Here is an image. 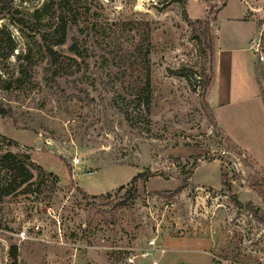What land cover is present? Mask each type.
I'll list each match as a JSON object with an SVG mask.
<instances>
[{
    "label": "rangeland",
    "instance_id": "1",
    "mask_svg": "<svg viewBox=\"0 0 264 264\" xmlns=\"http://www.w3.org/2000/svg\"><path fill=\"white\" fill-rule=\"evenodd\" d=\"M44 1L0 0V134L59 181L38 200L35 193L0 200V264H264V223L233 201L264 209L251 186L264 180V0H242L258 13L253 48V23L222 22L243 2L225 0L220 36L231 69L221 83L225 103L215 110L204 106L199 82L210 57L205 62L183 12L205 19L224 0H77L78 25L65 47L80 39L91 56L57 69L40 53L18 79L19 56L38 48L50 26L32 17ZM212 28L217 36L218 24ZM136 42L130 72L139 81L150 71L152 109L131 125L118 94L127 85L122 49ZM142 172L156 175L128 196ZM232 241L241 260L221 259L218 249Z\"/></svg>",
    "mask_w": 264,
    "mask_h": 264
},
{
    "label": "trees",
    "instance_id": "2",
    "mask_svg": "<svg viewBox=\"0 0 264 264\" xmlns=\"http://www.w3.org/2000/svg\"><path fill=\"white\" fill-rule=\"evenodd\" d=\"M225 5L226 2L224 0L219 6H217L216 10L211 11L205 19H191L185 8L183 12L184 18L193 29L195 39L198 40V43L201 46L203 45L202 51L205 62L207 61V58L210 57V73L208 74L205 68L199 81L202 87V102L208 109L209 102L206 101L205 96L215 77L217 53L216 36L213 34L212 25L217 20L218 12ZM78 15L79 9L77 0H45L40 7L33 11L32 17L39 20H41V18H47L50 22V26L40 34V39L37 41L39 43L38 48L34 49L32 46H29L19 56L21 63L18 70V79L24 75L27 67L30 68L33 66V61L40 55V53H43L44 56L48 58V62L57 69H64L63 67L66 65L72 66L69 61L74 60L75 62L76 57H82L83 60L86 61L89 56H91V48L84 44L80 39H72L73 42L67 48L65 47L67 45L70 30L78 25ZM147 43L150 46L149 39L147 40ZM140 50L141 47L138 42H136L134 45L122 49L121 56L123 62L122 73L126 78L123 82H127V85L124 84L123 93H119L118 95L123 104V113L131 125H135L136 115L143 113L149 115L152 109L150 71L147 70L146 74H144V79L141 78L139 81H137V78H139L138 75L130 72V68L135 70L134 66H136L137 63H133L132 60L135 59V61H137ZM146 51L145 58L149 60L148 56L150 54V48ZM100 57L106 64H110V60H112L106 52L100 54ZM148 63L149 61L146 64L148 65ZM147 67L149 69L150 66L148 65ZM174 73L177 75L182 74L181 71H176ZM141 75L142 74H139V76ZM261 94L264 101V90ZM214 126L217 127L216 122ZM216 131H218V129H216ZM0 136V139H4L0 140V200L20 194L33 195V193L37 194L35 199L38 200L41 199L44 187H48L51 191H54L59 181L57 176L52 173H42V169H39L35 165L30 153L23 151L15 152L8 149V146H12L14 141L1 134ZM229 142L234 150L239 149L238 152H240L241 149L233 143L232 140L229 139ZM36 169H39L41 172L37 176L35 174ZM193 171L194 167L188 171H184L186 176L182 178L181 187H186L188 185ZM154 175H156L154 172L149 174L142 172L135 175L127 185L128 196L137 193L138 183L140 181L146 182L149 177ZM47 179L50 182L48 186L45 185ZM222 182L228 190L232 189V179L228 177V173L223 169ZM262 184H264V180L253 179L251 186L257 189L264 199V191L261 189ZM33 187H35V189H33ZM233 201L238 209H245L253 217L264 223L263 208L255 206L251 201L244 204L236 196L233 197ZM239 249L240 247L238 245L235 246V243L232 241L229 242L228 247L218 249L217 255L221 257V259L241 260V258H239Z\"/></svg>",
    "mask_w": 264,
    "mask_h": 264
},
{
    "label": "crops",
    "instance_id": "3",
    "mask_svg": "<svg viewBox=\"0 0 264 264\" xmlns=\"http://www.w3.org/2000/svg\"><path fill=\"white\" fill-rule=\"evenodd\" d=\"M242 1V0H241ZM243 2V6H242V11L240 14L237 15H233V16H227L226 18H224V22L225 24H231L234 25L236 23H253L256 27V30L253 31V37L250 40V44L252 47V40L254 39L257 31H258V24H257V16L258 13L256 11V9L253 8L252 5H248L246 4L244 1ZM226 7V5L224 6ZM223 9V8H222ZM220 10L217 14V20L216 23L218 24L219 28L217 30V40H216V49H217V53H216V71H215V77L213 79V82L211 84L210 87H212L211 89L209 88L210 92L208 94V102L211 104V106L214 108L220 106V105H224V100H222V96L224 95V98L227 96V93L225 91H223L221 93V90L224 88H221V83L222 80L225 79L226 81H229L230 79V69H231V61L229 59H227V54H229L230 52L224 49V46L222 45V38L220 36V23H219V15L223 10ZM250 16V17H248ZM231 41H233L234 43H238L240 40V36L239 35H232L230 37ZM236 44H234L235 46ZM233 46V47H234ZM234 49V48H232ZM255 50H254V61H253V69H255ZM225 82V81H224ZM257 82V80H256ZM258 85V84H257ZM259 87V86H258ZM208 90V91H209ZM260 92V89H259ZM208 93V92H207ZM260 95L262 96L261 92Z\"/></svg>",
    "mask_w": 264,
    "mask_h": 264
},
{
    "label": "built area",
    "instance_id": "4",
    "mask_svg": "<svg viewBox=\"0 0 264 264\" xmlns=\"http://www.w3.org/2000/svg\"><path fill=\"white\" fill-rule=\"evenodd\" d=\"M258 51V49H256ZM261 59H264V57L261 55ZM80 162V159L75 158L74 159V164H78Z\"/></svg>",
    "mask_w": 264,
    "mask_h": 264
}]
</instances>
